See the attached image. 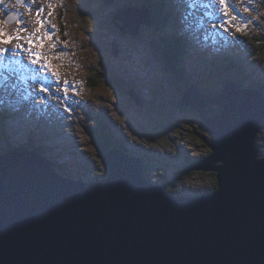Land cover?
<instances>
[{
    "label": "rangeland",
    "instance_id": "obj_1",
    "mask_svg": "<svg viewBox=\"0 0 264 264\" xmlns=\"http://www.w3.org/2000/svg\"><path fill=\"white\" fill-rule=\"evenodd\" d=\"M156 1L165 2L170 28L153 18L150 27L138 24V34L131 35L142 15L119 10L144 0H22L19 6L17 0H2L0 28L14 38L0 43L10 50L0 53V131L5 134L0 147L32 142L53 166L68 170L65 176L90 180L107 169L91 136H101L104 123L130 155L151 160L148 176L143 166L144 175L166 192H214L213 171L187 169L189 157L209 155L210 134L197 111L179 101L188 85L215 95L227 81L252 89V80L264 84V0ZM6 12L17 16L11 24L5 22ZM169 32L183 41L173 66L163 55ZM254 38L262 41L252 45ZM258 43L262 51H254ZM227 62L238 63L240 72L237 66L228 71ZM179 72L187 80H180ZM22 116L43 127L26 128ZM12 128L20 135L10 134ZM263 131L257 137L261 149ZM105 139L106 150L114 147Z\"/></svg>",
    "mask_w": 264,
    "mask_h": 264
},
{
    "label": "water",
    "instance_id": "obj_2",
    "mask_svg": "<svg viewBox=\"0 0 264 264\" xmlns=\"http://www.w3.org/2000/svg\"><path fill=\"white\" fill-rule=\"evenodd\" d=\"M123 12L142 15L136 26L152 25L145 5ZM16 18L7 13L5 22ZM179 105L194 108L210 134L209 155L187 169L213 171L214 192L166 193L119 148L106 150L108 174L94 181L59 174L35 150H7L0 154V264H264L261 91L234 81L215 95L189 87Z\"/></svg>",
    "mask_w": 264,
    "mask_h": 264
},
{
    "label": "trees",
    "instance_id": "obj_3",
    "mask_svg": "<svg viewBox=\"0 0 264 264\" xmlns=\"http://www.w3.org/2000/svg\"><path fill=\"white\" fill-rule=\"evenodd\" d=\"M137 1H140V0H137ZM143 4L144 5H146L147 7H148V9L151 11V13H152V20H153V18H155L156 20H157V24L156 25H161L163 28H165V27H167V29H169L170 28V17H169V12L167 11V9L165 8L164 9V4H163V2L162 3H159L158 1H156V0H144V2H143ZM62 17H63V14H60V19H61V23H60V30L61 31H63V29H64V24H63V22H62ZM171 36H170V39L171 40H169L168 38H166L164 41H165V43L166 44H164L163 45V55H164V60L166 61V60H171L172 61V66H173V64L174 63H176V61H175V59L176 58H178V59H180L179 57L180 56H182V54H181V50H180V48L182 47V43H181V41L179 40V39H177L176 38V36H174L172 33H169ZM254 42L252 43V45L253 44H255V43H257V42H260V41H262V40H260V39H256V38H254V40H253ZM259 44V43H258ZM259 48H257V49H254V51H262L261 50V48H262V45L261 44H259ZM183 51V50H182ZM251 54H253V53H251ZM226 55V54H225ZM253 55H255L256 57H258V55L257 54H255V52H254V54ZM202 59V58H201ZM203 61H205V59H202ZM236 62V61H235ZM235 62H227V66L229 67V69H228V71H230V72H232V73H234V69H235V67L237 66L238 67V71L240 72V68H239V64L238 63H235ZM178 65V63L176 64V70H180L179 69V67L177 66ZM233 69V70H232ZM173 70V69H172ZM194 69L193 68H191V70L189 71V73L190 74H192V71H193ZM243 71V70H242ZM173 72H175L174 70H173ZM243 76H245V75H243ZM178 77H179V79L180 80H187V75L184 73V72H179L178 73ZM191 77H192V75H191ZM238 83V82H237ZM251 83H252V86L251 87H253L254 89H259L260 91H261V95H262V97H263V100H264V84H260V83H257V82H255L254 80H252L251 81ZM185 84H187V83H185ZM240 84V86L242 87V88H246V87H243L241 84H243V83H239ZM189 87H194L193 85H191V86H187V88H189ZM186 88V89H187ZM195 88H197V87H195ZM137 95V94H136ZM182 97V96H181ZM213 112L215 113V112H219V107H217V106H213ZM204 123V122H203ZM99 125H102V128L104 129V132L101 134V136H97V133H95V132H92V135H91V133H90V135L92 136V140H93V142H94V144H95V148H96V150H97V152L98 153H102L101 155H103L104 156V154H105V151H106V148L105 147H103L104 146V144H105V142H106V139H105V137H107L109 140H112L113 141V143H114V147H112V148H119V149H121L122 151H125V149H124V147H123V145L121 144V143H119L116 139H114V137H113V134H114V132H112L111 130H109L107 127H105L104 126V123H100ZM205 125V124H204ZM206 127V126H205ZM1 130V129H0ZM106 131V132H105ZM262 131H263V127L261 128V131L259 132V134L257 135V137L259 136H261V133H262ZM264 132V131H263ZM0 134H4L2 131H0ZM5 135V134H4ZM6 139H7V137L5 136V140L4 141H6ZM122 143H123V141L121 140V139H119ZM3 141V142H4ZM256 144H257V138H256ZM14 146H16V145H14V144H10V143H8L6 146H4V147H0V154L1 153H4L5 151H7V150H11V148H14ZM19 147H25V148H29V150H35L37 153H39L40 155H42V156H44L45 157V155H46V151L44 150V149H42V150H40L39 148H36L34 145H33V143L31 142H27L25 145H20ZM31 147H33V148H31ZM259 147V149H260V152H259V157H262V156H264V149H261V146H258ZM186 156V155H185ZM46 158V157H45ZM137 158H139L141 161V165L142 166H144V167H146V169L148 170V173H146V171L143 169V175H144V173H146V175L148 176V174L150 173V167H151V160L149 159V158H146L144 155H139ZM149 161V162H148ZM197 162V160L195 159V158H191V157H189V159H188V163L190 164V165H193L194 163H196ZM53 166V165H52ZM53 168L57 171H60L61 173H59V174H67L68 173V170H65V168H63L62 166H58V167H56V166H53ZM184 168H185V165H184ZM60 169V170H59ZM57 171V172H58ZM108 174V172H107V169L105 170V173H103V175L101 174V176L103 177V176H106ZM101 176H96V177H93V178H91L90 180H95V179H99V178H102ZM144 177H146L145 175H144ZM214 191L216 190V180H215V183H214ZM165 191V190H164ZM166 192V191H165ZM166 193H169V194H173V193H170V192H166Z\"/></svg>",
    "mask_w": 264,
    "mask_h": 264
},
{
    "label": "snow or ice",
    "instance_id": "obj_4",
    "mask_svg": "<svg viewBox=\"0 0 264 264\" xmlns=\"http://www.w3.org/2000/svg\"><path fill=\"white\" fill-rule=\"evenodd\" d=\"M0 2H2V0H0ZM37 15H39V13H37ZM37 31H39V30H37ZM18 36H19V30H17V38H18ZM4 37H6V39H4ZM13 38L14 37H12L8 32H6L4 29L0 28V43H4V44L10 43ZM48 38L49 39L51 38V34H49ZM28 42L31 44V43H34V40L29 38ZM40 43H41V47H42L43 43H44V37L43 36L40 37ZM18 47H23V45H18ZM53 47H55V46H53ZM28 50L31 51V49H28ZM9 51L10 50L7 48H0V53H7ZM33 55L39 56L40 53L36 52V53H33ZM57 58H59V57H57ZM36 62H38V61H36Z\"/></svg>",
    "mask_w": 264,
    "mask_h": 264
},
{
    "label": "bare ground",
    "instance_id": "obj_5",
    "mask_svg": "<svg viewBox=\"0 0 264 264\" xmlns=\"http://www.w3.org/2000/svg\"><path fill=\"white\" fill-rule=\"evenodd\" d=\"M105 40H106V39H105ZM107 47H108V46H107ZM108 54H109V53H108ZM124 61H125V60H124ZM126 63H127V62H126ZM131 63H132V62H131ZM141 76H142V74H141ZM149 78H150V76H149ZM49 103H52V100H49ZM32 112H34V111L32 110ZM34 113H35V112H34ZM48 113H49V111H48ZM22 118L24 119V121H26V120H25V117L22 116ZM33 119H34V118H33ZM34 121H35V119H34ZM44 122H46L47 125L49 124L48 121H46V120H45ZM27 123H28V125H29L32 129H34L35 127H39V126L43 127L41 124H37V123H36V126H34V125H31L30 122H27ZM42 124H43V121H42ZM15 132L18 133V134L20 135V130L17 129V128H16V129L12 128L11 131H10V134H12V133L15 134ZM17 148H18V147H17ZM17 148H11V150H14V149H17ZM43 157H44V156H43ZM142 167H143V166H142ZM143 169H144V167H143Z\"/></svg>",
    "mask_w": 264,
    "mask_h": 264
},
{
    "label": "flooded vegetation",
    "instance_id": "obj_6",
    "mask_svg": "<svg viewBox=\"0 0 264 264\" xmlns=\"http://www.w3.org/2000/svg\"><path fill=\"white\" fill-rule=\"evenodd\" d=\"M134 5H135V4H134ZM140 5H144V4H143V2H142V3H140V4H139V6H140ZM135 6H137V5H135ZM122 9H123V7H122ZM21 119H22V121H21V122H22V124H23V123L25 124V123L27 122V121H24V119H23V118H21ZM21 122H19V123H21ZM19 123H18V124H19ZM26 128L32 129V128H31V127L28 125V123H27V126H26ZM34 129H35V128H34Z\"/></svg>",
    "mask_w": 264,
    "mask_h": 264
},
{
    "label": "clouds",
    "instance_id": "obj_7",
    "mask_svg": "<svg viewBox=\"0 0 264 264\" xmlns=\"http://www.w3.org/2000/svg\"><path fill=\"white\" fill-rule=\"evenodd\" d=\"M146 178V177H145ZM149 182H151L148 178H146ZM153 183V182H152ZM155 184V183H154ZM155 185H157V184H155ZM158 186H160V185H158ZM177 195H180V194H177Z\"/></svg>",
    "mask_w": 264,
    "mask_h": 264
}]
</instances>
